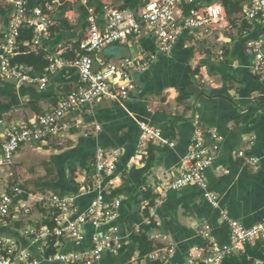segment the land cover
Masks as SVG:
<instances>
[{"label":"crops","instance_id":"0c3cea01","mask_svg":"<svg viewBox=\"0 0 264 264\" xmlns=\"http://www.w3.org/2000/svg\"><path fill=\"white\" fill-rule=\"evenodd\" d=\"M42 1L33 8L44 4ZM47 1L53 2L51 17L56 28L34 47L69 59L76 56L78 44L87 37L90 8L95 10L99 24L105 25L108 8L138 14L147 0ZM215 2L223 5L221 27L200 40L184 32L170 56L159 55L136 75L137 88L124 104L99 98L83 109L81 127L39 143L28 142L17 151L13 168L0 167L1 184L11 180L8 173L13 171L12 182L22 188L11 215L0 223V236L16 239L40 264H62L49 259L57 251H88L93 245L92 226L86 227L87 235L81 242L60 239L54 253H49L50 240L35 239L27 231L47 226L52 220L54 195L73 196L93 184L97 149L118 148L122 151L119 171L113 174L116 182L113 189L108 188L106 198L119 197L122 204L117 218L104 225L103 231L117 225L123 248L116 254L106 251L101 264H148L151 260L142 255L135 241L144 233L153 242L150 252L174 246V253L162 264H192L189 252L209 243L204 231L221 244L230 243L228 224L220 217V210L204 198L202 188L189 184L181 190H170L161 203H155L153 214L146 209L158 196L156 187L178 176L180 162L188 154L194 135L204 132L207 143L212 144L209 132L214 129L223 139L206 171L210 189L219 195L221 209L229 217L246 226L264 220V79L253 71L254 55L246 47L247 41L262 37L264 30L260 22L250 23L242 17L250 0L182 1L177 8L187 14L192 7ZM13 11V0H0V50ZM155 43L154 34L148 32L131 45L111 44L95 54V66L118 61L125 47L133 53L155 52ZM21 44L32 48L30 41ZM29 67L31 74L43 73ZM78 79L77 70L67 67L51 75L47 87L41 89L38 83L6 78L0 71V139L12 122L33 124L75 89ZM143 120L160 127L175 145L150 143L146 154L134 162L140 139L138 121ZM243 149L245 157L239 155ZM247 157L259 161L252 164ZM35 160L37 169L33 166ZM94 196L79 195L77 205L86 209Z\"/></svg>","mask_w":264,"mask_h":264},{"label":"built area","instance_id":"2783aa9c","mask_svg":"<svg viewBox=\"0 0 264 264\" xmlns=\"http://www.w3.org/2000/svg\"><path fill=\"white\" fill-rule=\"evenodd\" d=\"M89 2V0H82ZM188 3L194 0H147L142 11L138 14L130 10L108 8L107 21L100 25L95 10L90 8L87 37L80 43L79 50L74 58H61L56 54L48 53V65L41 75L31 74V68L25 64H13L12 57L19 51L21 30L28 25L33 28V45L40 44L42 38H48L50 28L54 26L51 12L53 2L44 1V4L29 9V0H13L14 11L4 33V42L0 50V71L6 78H14L19 82L38 83L41 89L47 87L51 75L64 68H74L79 75V84L67 96L60 99L53 108L38 116L33 124L12 122L8 124L0 139V167L13 168L14 158L19 149L28 142H42L51 136H61L74 127H81L83 109L92 106L99 98L124 104L137 88L136 75L147 69L159 55L172 54L173 48L184 32L195 34L197 39L211 35L224 20L223 5L219 2L201 7H192L187 14L178 10L180 2ZM244 20L260 22L264 30V0H250L243 9ZM148 32L154 34L157 44L155 52H134L132 55L112 61L101 67L95 66V54L111 44H128L138 42L140 37ZM247 49L254 55L253 71L264 79V35L246 42ZM140 139L134 162L146 154L150 143L169 144L160 127L146 121H138ZM212 144L207 143L204 132L198 131L192 140L188 154L182 159L178 176L162 186L156 187L158 196L155 203L159 204L170 190H181L189 184H196L203 190L204 198L220 210L221 218L230 228V243L221 244L211 237L209 231H204L209 238L205 246H196L190 253L192 264H221L225 257L245 251L248 243L264 241V220L251 226H246L240 220L229 217L226 210L221 209L219 195L210 189L206 177L207 169L213 164L223 136L214 129L209 132ZM249 142V147L252 145ZM94 162L93 184H89L79 194L66 196L54 195L52 208L55 226H44L40 229L30 227L27 233L35 239H55L54 245L60 239L69 238L81 242L86 237V227L92 226V247L84 252L57 251L49 259L62 264H101L102 254L106 251L112 254L119 253L123 248L119 227L113 226L104 232L103 227L112 223L118 216V209L122 200L116 197L107 200L109 189H113L116 172L122 151L118 148L97 149ZM239 155L245 157L246 150ZM247 161L257 164L255 157H247ZM133 162V163H134ZM132 163V164H133ZM11 180L3 185L0 183V223L5 222L11 215L15 198L22 193L18 182H12L15 176L13 171L8 173ZM94 193L89 206L81 210L77 205L79 195ZM154 213L155 204L148 205ZM26 208V204L23 205ZM174 246L158 247L146 254L149 260L167 261L174 253ZM262 264L261 260L256 261ZM0 264H40L39 259L32 252L20 246L16 239L0 236Z\"/></svg>","mask_w":264,"mask_h":264},{"label":"trees","instance_id":"16d2710c","mask_svg":"<svg viewBox=\"0 0 264 264\" xmlns=\"http://www.w3.org/2000/svg\"><path fill=\"white\" fill-rule=\"evenodd\" d=\"M40 1L42 0H29L28 8L32 9L34 6H36V4L40 3ZM42 3L44 2L42 1ZM45 4L46 3H44V5ZM55 28H56L55 26H52L50 28V36ZM33 38H34L33 28L24 26L21 30V35L19 37L20 42L22 43L25 41L32 42ZM31 45H32L31 46L32 48L28 49V47L21 44L19 46L20 47L19 51L12 57L11 62L13 64L18 63V64H25L28 66H32L34 68V72L38 73V72L43 71L44 68L49 63V60L46 58L47 54L53 53V52H45L42 49L37 50L34 47L36 45H33V44ZM33 75L35 76V73H33ZM95 160H96V156L94 157V161ZM118 171L119 170L117 168L116 172ZM93 175H94V172H93ZM149 204L150 205L155 204V196L153 197V200L150 201ZM146 212L150 214L149 207H147ZM54 213L57 214V211H55ZM151 222H153V224L155 225V222L153 220ZM48 226H50L51 228L55 226L54 217H52V220L48 222ZM49 240H50L49 242L50 248L52 249V251H49V253H54L55 251L53 250V248H54L55 239L50 238ZM135 241L140 244L142 255L146 256L147 253L153 250V247H152L153 242L150 241L148 234L144 233L141 236L136 237ZM257 260H261L262 264H264V241H257L253 244L248 243L245 246V251L236 253L233 256L225 257L221 264H257L256 262ZM162 263L163 262L160 260L159 261L156 260L154 262H152L151 260L149 261L148 264H162ZM201 264H205V263H201Z\"/></svg>","mask_w":264,"mask_h":264},{"label":"water","instance_id":"95a60500","mask_svg":"<svg viewBox=\"0 0 264 264\" xmlns=\"http://www.w3.org/2000/svg\"><path fill=\"white\" fill-rule=\"evenodd\" d=\"M119 52H120V50H119ZM132 53H133V51L130 47H125V48H122V53L120 54V56H121V58H124V57L132 55ZM114 54H118V53H114Z\"/></svg>","mask_w":264,"mask_h":264},{"label":"rangeland","instance_id":"374dc122","mask_svg":"<svg viewBox=\"0 0 264 264\" xmlns=\"http://www.w3.org/2000/svg\"><path fill=\"white\" fill-rule=\"evenodd\" d=\"M37 159V158H36ZM38 160V159H37ZM37 160H35V162L33 163V166L36 168V166L38 165V162H37ZM37 169V168H36ZM4 176H6L7 177V173H4ZM23 178V177H22ZM19 179H20V177H19ZM21 180V179H20ZM22 181V180H21Z\"/></svg>","mask_w":264,"mask_h":264}]
</instances>
